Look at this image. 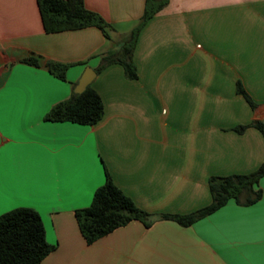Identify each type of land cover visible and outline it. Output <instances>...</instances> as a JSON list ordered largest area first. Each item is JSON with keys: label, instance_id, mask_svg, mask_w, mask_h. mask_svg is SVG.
<instances>
[{"label": "crops", "instance_id": "crops-1", "mask_svg": "<svg viewBox=\"0 0 264 264\" xmlns=\"http://www.w3.org/2000/svg\"><path fill=\"white\" fill-rule=\"evenodd\" d=\"M147 0H84L112 27L46 33L37 0H0V216L31 208L55 250L40 264H264L261 199L229 201L190 226L211 204V177L246 175L264 162V0H169L140 31L137 79L107 66L91 86L104 105L94 126L45 121L75 93L86 68L120 51ZM69 65L66 80L23 59ZM96 72V71H95ZM240 82L257 104L237 93ZM114 184L150 214L88 245L77 210Z\"/></svg>", "mask_w": 264, "mask_h": 264}, {"label": "trees", "instance_id": "trees-1", "mask_svg": "<svg viewBox=\"0 0 264 264\" xmlns=\"http://www.w3.org/2000/svg\"><path fill=\"white\" fill-rule=\"evenodd\" d=\"M37 1L46 33L96 27L105 38H110L113 27L98 13L89 10L84 0ZM168 2L169 0H147L144 15L137 27L125 37L120 51L110 50L101 56V65L95 70L96 73L118 63L123 66L128 79H137L133 56L138 35L145 24L163 10ZM23 62L35 67H44L59 80H66L68 64L47 61L37 55L23 59ZM237 93L243 96L252 109L257 108V104L240 82L237 83ZM103 116V101L90 85L82 94L74 93L69 100L55 105L45 116V121L94 126ZM249 127L259 130L264 138V124L261 121L239 126L235 131L243 133ZM262 178L264 162L256 171L246 175L211 177V204L187 215H164L162 218L173 220L182 226H190L215 213L231 200L240 206L253 205L262 197V191L257 189ZM75 216L88 245L134 221H139L147 227L150 225V214L138 208L133 200L114 184L108 173L105 184L95 191L91 205L77 210ZM54 250L55 246L47 242L42 218L34 209L18 208L0 216V264H40Z\"/></svg>", "mask_w": 264, "mask_h": 264}, {"label": "water", "instance_id": "water-1", "mask_svg": "<svg viewBox=\"0 0 264 264\" xmlns=\"http://www.w3.org/2000/svg\"><path fill=\"white\" fill-rule=\"evenodd\" d=\"M96 76L97 73L93 69L90 67L86 68L75 88V94H82L92 84Z\"/></svg>", "mask_w": 264, "mask_h": 264}]
</instances>
